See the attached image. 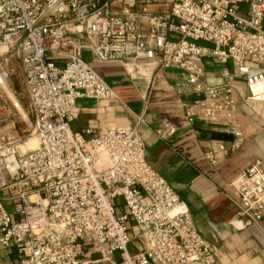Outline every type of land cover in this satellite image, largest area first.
I'll return each mask as SVG.
<instances>
[{
    "label": "built area",
    "instance_id": "1",
    "mask_svg": "<svg viewBox=\"0 0 264 264\" xmlns=\"http://www.w3.org/2000/svg\"><path fill=\"white\" fill-rule=\"evenodd\" d=\"M263 24L264 0H0V244L19 264H217L176 191L146 160L137 130L146 96L133 126L71 129L77 100L117 98L81 49L129 73L177 70L192 95L186 122L233 135L205 151L212 167L242 142L236 80L246 87L242 101L264 113ZM202 58L222 66L220 85L206 81ZM174 132L167 120L154 129L162 141ZM31 138L36 146L21 149ZM229 187L237 216L264 233V159ZM130 222L145 251L129 250Z\"/></svg>",
    "mask_w": 264,
    "mask_h": 264
},
{
    "label": "crops",
    "instance_id": "2",
    "mask_svg": "<svg viewBox=\"0 0 264 264\" xmlns=\"http://www.w3.org/2000/svg\"><path fill=\"white\" fill-rule=\"evenodd\" d=\"M76 42L83 46L85 40L78 37ZM81 57L113 88L117 98L77 100L80 111L71 122V129L83 133L90 128L100 133L110 128L133 126L146 96L144 123L137 127L145 146L146 160L176 191L217 264H264V233L254 225H245L237 216V198L229 187V181L238 172L253 160L264 159V113L259 106L242 101V93L246 91L244 82L235 81L233 94L242 142L211 167L204 158L205 151L216 150L219 144L228 145L233 135L217 124L195 121L190 125L186 122L184 109L192 95L177 70L164 69L154 74L142 68L140 73H129L118 62H96L90 50L84 47ZM201 62L206 81L220 85L222 66L209 58H202ZM22 106L24 108L23 103ZM163 120L175 126L174 134L167 141L159 140L154 133ZM128 236L131 252L147 249L132 222ZM0 264H19V256L11 246L0 244Z\"/></svg>",
    "mask_w": 264,
    "mask_h": 264
},
{
    "label": "rangeland",
    "instance_id": "3",
    "mask_svg": "<svg viewBox=\"0 0 264 264\" xmlns=\"http://www.w3.org/2000/svg\"><path fill=\"white\" fill-rule=\"evenodd\" d=\"M10 83V85L12 86H14V90L16 91V96H18L19 95V93H21V88H20V86L17 84V83H15L14 81H11V82H9ZM18 97H20L21 98V100H22V96H21V94L18 96ZM22 129H24V125L22 124V122H18V132L20 131V130H22ZM33 140L30 142L31 144H33L32 145V147L31 148H33V147H35L36 146V141H35V139L34 138H32ZM29 143V144H30ZM25 148H28L29 146L27 145V143H26V145L24 146ZM24 147H21V149H24ZM117 201L118 202H120L121 200L120 199H117Z\"/></svg>",
    "mask_w": 264,
    "mask_h": 264
},
{
    "label": "bare ground",
    "instance_id": "4",
    "mask_svg": "<svg viewBox=\"0 0 264 264\" xmlns=\"http://www.w3.org/2000/svg\"><path fill=\"white\" fill-rule=\"evenodd\" d=\"M33 139L31 138V139H29L28 141H27V145L29 146L28 148H31L32 147V145L33 144H31L30 142L32 141ZM30 143V144H29ZM24 147V146H23ZM25 148V147H24Z\"/></svg>",
    "mask_w": 264,
    "mask_h": 264
},
{
    "label": "trees",
    "instance_id": "5",
    "mask_svg": "<svg viewBox=\"0 0 264 264\" xmlns=\"http://www.w3.org/2000/svg\"><path fill=\"white\" fill-rule=\"evenodd\" d=\"M263 27H264V24H263Z\"/></svg>",
    "mask_w": 264,
    "mask_h": 264
}]
</instances>
